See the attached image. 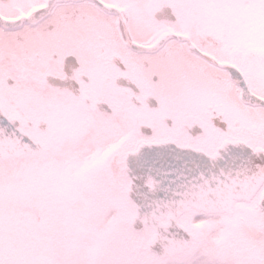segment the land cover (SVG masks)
<instances>
[{
	"label": "snow or ice",
	"instance_id": "obj_1",
	"mask_svg": "<svg viewBox=\"0 0 264 264\" xmlns=\"http://www.w3.org/2000/svg\"><path fill=\"white\" fill-rule=\"evenodd\" d=\"M0 264H264V0H0Z\"/></svg>",
	"mask_w": 264,
	"mask_h": 264
}]
</instances>
